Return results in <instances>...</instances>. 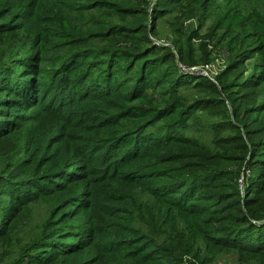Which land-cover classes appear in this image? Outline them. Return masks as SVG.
<instances>
[{
    "label": "rangeland",
    "instance_id": "obj_1",
    "mask_svg": "<svg viewBox=\"0 0 264 264\" xmlns=\"http://www.w3.org/2000/svg\"><path fill=\"white\" fill-rule=\"evenodd\" d=\"M15 1L11 6L5 1L1 2L5 8L0 14V91L5 77L20 75V63L17 69L12 67L18 59L11 61L7 57L10 51L25 44L24 57L23 54L19 56L22 59L29 58L26 56L37 50L43 55L42 60L35 62L44 71H38L37 75L38 80L45 81L46 95L42 104L10 110L16 117L10 115L15 119L13 130L0 136V174L12 171L22 178L33 174L45 175L48 182H43L47 191L36 201L21 208L23 204H19L17 199L13 205L18 203L19 208L15 206L11 212H0V226L9 224L6 234L0 235V264L114 262L107 254L96 249L81 255L54 254L51 257L52 254H47V259H41L43 253L40 249L36 250L53 208L62 204L67 192L72 191L69 187L83 188L93 178L81 169L85 164L94 171H104L103 174L94 175L95 179L106 177L103 184L111 183L107 179L109 176L121 173L123 180L114 181V185H127L112 198L97 202L95 212L103 219L98 222V227H102L101 233L106 236L103 240L109 237L106 234L108 231L125 235L126 228L150 227L154 217L155 220L159 219L158 215L166 218L170 215V224L167 221L170 232L179 231L181 238L187 239L188 233L192 232L183 233V227L192 223L191 218L194 219L195 215L179 214L176 209L169 213L165 209L159 211L153 204L154 197L150 191L142 187L147 183L152 187L154 183L129 180L131 176L128 174L145 158L149 162L152 153L126 162L135 148L143 150L140 138L155 132L160 139L168 135L170 126L176 128L173 135L184 140L173 145L174 151L186 155L168 164L169 168L172 167L170 175L190 176L189 179L196 180L199 187L195 190L194 198H208L206 202L194 199L193 203L205 205L207 210L210 209V215L221 217L227 211H233L232 207L238 199L240 204H247L244 201L246 178L264 167V0H105L108 1L106 4H102L103 0H68L75 8H85L65 12H53L50 0H42L43 21L34 17L32 0ZM142 9H145V13L140 12ZM133 21L144 25L143 37L132 26H127ZM1 22L8 25L2 26ZM58 24L61 27L56 26ZM29 26L37 28L36 36L40 43L19 38L22 31L30 32ZM122 32L131 33V36L123 37ZM79 34L85 37V44L80 49L106 57L117 53L123 56L113 61L116 66L112 69L114 73L93 76L98 80L91 85L67 83L61 73H56L61 63L69 57L65 54L83 45L72 42ZM145 46L153 49L152 55L147 54ZM141 48L145 51V57L154 60L139 59L141 56L133 55L135 50ZM56 56L62 60L51 61ZM126 60L130 61L127 66L129 71L125 70L124 73L128 71L129 74L122 79L126 82L123 90L129 93L130 99H123V104L137 115L138 108L146 109L145 116H138L137 120L132 117L128 122L134 127L139 125L142 134H132L125 140L114 142L113 151L106 157L103 156L106 142H92L95 134L98 135L92 131L93 123L103 122L105 125L101 130L104 132L100 134H120L121 127L114 122L104 121L106 114L96 110L79 114L75 98L62 93L69 94L72 89L81 93L99 86L105 87L110 74H113V78L119 76L117 63L126 66ZM146 61L148 63L143 70L145 77L140 80V66ZM135 70L139 78L134 84ZM133 86L137 88L136 91ZM138 87L143 88L142 92ZM3 95L1 91L0 97ZM52 99L55 104L50 103ZM60 102H63L67 112L59 107ZM112 112H117L115 107H112ZM152 119L155 123L149 124ZM88 145L91 147L88 148ZM98 147H103L95 152L98 158L92 157ZM128 149L130 152L124 158ZM178 169L180 174L176 172ZM78 170L81 172L78 173ZM84 175L85 178L79 179ZM171 178L155 177L154 182L160 184L172 181ZM114 179H117L115 175ZM140 182H143L142 185H139ZM200 187L204 192H200ZM89 188L85 187V191ZM257 190L258 193H251L253 198L259 196L257 203L248 202L256 204L258 210L264 213V195ZM3 199V202L11 200L10 197ZM88 201L89 197L84 193L79 202L83 213L87 212ZM203 215L207 216V213ZM251 221V224L257 225L255 227H264V218ZM74 222L67 220L66 223ZM228 224L232 222L226 221L225 225ZM197 249L201 254V247ZM96 254L99 257L94 260ZM202 255L209 258L203 264H264V252L239 256L237 250H206ZM185 262L201 264V256H186ZM117 263L135 264V261L119 257Z\"/></svg>",
    "mask_w": 264,
    "mask_h": 264
},
{
    "label": "trees",
    "instance_id": "obj_2",
    "mask_svg": "<svg viewBox=\"0 0 264 264\" xmlns=\"http://www.w3.org/2000/svg\"><path fill=\"white\" fill-rule=\"evenodd\" d=\"M3 1L10 6L16 2L15 0H0V14L5 8L3 3L1 5V2ZM23 1L25 0H18L17 3ZM41 1L42 0H32V3L34 17L43 21V19H41V6L43 5L41 4ZM50 2V9L53 12L58 10L65 12L71 9L84 10L85 8V6H78L75 8L68 0H54L53 2L50 0ZM107 2L108 1L103 0L102 4H106ZM83 5H86V3ZM140 12L145 13V9L140 10ZM6 24L8 25V23ZM6 24L1 22L2 26ZM56 26L61 27V24ZM127 26H132L135 32H138V34L143 37L144 25L141 23L137 24L133 21L131 25L127 24ZM29 29L30 32L22 31L19 38L26 39L32 43H34V41L40 43V40H38V37L36 36L38 33L37 28L32 29L29 26ZM121 31L122 30L118 31V34H120ZM121 34L123 37L131 36V33L126 32H122ZM144 37H146V35H144ZM72 42L73 44L78 45L83 43V45L78 46L77 48L79 49L72 48L70 52L65 54L69 57L61 63V67L56 71L57 74H62L67 83L72 82L76 84L79 82L87 85L96 83L98 79L92 78L93 76H101L108 72L114 73L115 71L112 72V69L116 66L114 67L113 61L116 58L123 57L118 53L114 56L106 57L98 55L91 50L80 49L85 44L84 34H79L77 38L72 39ZM24 45L25 44H21L16 49L10 51V54L7 57L11 59V61H16L18 59L17 63L14 65L12 64V67L17 69V64L20 63L22 69L18 71L20 75H10L4 78V85L1 90L4 92V95L0 97V136L6 135V132H10L14 128L15 119L10 117V115L16 117V114L10 112L11 109L42 104L45 99V81L43 83V81H41L42 79L38 80L37 75L38 71H42L43 73L44 71L39 69V65H36L35 62V60H42L43 55L37 50L34 54L26 56L29 58L22 59V57L19 56L25 51ZM145 47L146 48L144 49L148 52L147 54L152 55L153 49L147 46ZM142 49L143 48L138 51L135 50L133 55L141 56L139 59L144 58L148 61L154 60L145 57L143 53L145 51H142ZM144 59L141 61L143 62ZM58 60H62L61 57L56 56L51 59V61L54 62ZM148 61L143 63L142 67L140 66V80H143L145 77L143 70ZM126 62H128L126 66L117 63V67H119L117 69V71H119V76L113 78V74H110L105 87L99 86L90 91H82L81 93L76 89H72L69 94L62 93V95H72L75 98L79 114L82 113V111L91 110L93 112L96 110L95 112L106 114V119H104V121H109V123L114 122L116 123V126L121 127L120 134H100L104 132L101 130L105 125L103 122L93 123L92 131L93 133H98V135L95 134L92 142L93 144L106 142L103 145V156L106 155V157H108L107 154L113 151L112 145L114 142L125 140L132 134H142V128H139V125L134 127L129 125L128 122L132 117H135L137 120L139 117L142 118L145 116L146 109H143L142 107L138 108L139 113L137 115L136 113L133 114L134 111L123 104V99H130L129 93L123 90L126 82L122 79L129 74V67L127 66L130 61L126 60ZM125 70L128 71L124 73ZM121 72H123V75ZM137 75H139L138 71L135 70V77L132 79L134 84L139 78ZM132 88L134 91L137 90L135 86ZM138 90L142 92L143 88L138 87ZM41 94L43 96L40 101ZM50 103L55 104V100L52 99ZM59 107L67 112L63 102H60ZM112 107H115L117 112H112ZM99 110H103V112ZM76 111L77 110H74V112ZM149 122V124L155 123L153 119ZM170 127L171 131H168V135H164L160 139L156 137L155 132H150L149 135L140 138V146H144L143 150L135 148V150L132 151L131 157L126 162H132L134 159H138L141 155L148 152L152 153V158L150 157L151 159L149 162L147 161L148 159L145 158L144 161L138 163L135 166L136 169L128 174L131 176L129 180L134 183L139 180H148L147 182L154 183L152 187H150L149 183L142 185L143 182H140L139 185H142V187L150 191L151 196L154 197L153 204L159 211L165 209L166 212L169 213L173 209H176L179 211V214L193 213L195 218H191L192 223L183 227L185 228L183 233H188V231H190L192 234L188 233L187 239H185L182 234V239L179 231L176 233H174V231L170 232L171 227H168V224H170V221H168L170 215L167 218L158 215L159 219L155 220L154 217L152 223L159 227H154L152 224L150 227L126 228L124 229L127 233L125 235H122L121 232L118 231H108L106 234H108L109 237L103 240L105 235L101 233L102 227H98V222L103 219L95 212L98 207L97 202L102 199L112 198L111 196L118 191L126 189L125 187H127V185H114V181L123 178L121 173L114 174L117 179H114V175L109 176L107 179L110 180L111 183L107 182L106 184H103L106 177L95 179L96 176L94 175L98 173L103 174L104 171H94L93 168L85 164L81 169H83L86 174H91L93 176L89 181L88 186L90 188L85 191V187H88L87 185L83 188H80V186H70L69 190L72 191L67 192L66 198L62 204L55 205L52 215L43 227V239L38 246L39 248L37 247L36 249H40V252L43 253L42 257H40L41 259H47L49 257L47 254H52L51 257L54 256V254H58L59 256L69 254L81 255L83 252L91 253L96 249L97 252L102 251L104 254H107L108 257L114 261L111 264H119L117 263L119 257L134 260L135 264H186V256L194 258L201 256V264H203L209 259L205 255H202L206 250H225L226 252L237 250L239 256L243 254L255 255L256 253L264 252V227H255L257 225L251 224L252 219L262 220L264 218V213L261 210H258L256 204H249L250 202H248L251 201L257 203L259 196H254V198L251 197L253 196L251 193H258L257 188L259 189V193H263L262 195H264V167L260 172H253L250 177L246 178V198L244 201H247V204H240L239 199L237 198L238 200L236 204L232 207L233 211H227V213L223 215L224 217L215 214L210 215V209L207 210L205 205L193 203L194 199H198L201 202H206V200H208V198H194L196 195L195 190H197V188L199 189L195 183L196 180L193 181L194 179H189L190 176L183 175L177 177V175H170L172 167L169 168L168 164L175 161L177 158L183 159L186 156L185 154L184 156L183 153H177L174 151L173 145L175 143H182L184 140L177 139V137L173 135L176 128H173V126ZM43 140H45V138ZM90 147L91 146L88 145V148ZM103 147L95 149L92 153V157L98 158L95 152L100 151ZM129 152L130 149L126 150L123 157L125 158ZM253 156H256V153H253ZM77 172L80 173L81 171L78 170ZM176 172L177 174H180L179 169ZM107 174L108 172L105 176H107ZM160 176H169V178L174 177L175 180L171 178L172 181L160 184L155 183L154 178ZM85 177L86 175L80 176L79 179ZM72 179H74V177ZM44 181L48 182L45 175L39 176L38 174H33L32 176L22 178L13 174L12 171H5V173L0 174V212L6 210L11 212V208H14L15 206L16 208H19V204H23L21 206V208H23L26 204L36 201L41 194L45 193L46 189L43 185ZM101 187L103 188L99 191ZM200 188V192H204L203 188ZM84 193L89 197V201L86 204V213H83V209H80L79 207L81 196ZM4 197L5 200L8 199V197H10L11 200L3 202ZM17 199L19 204L16 203V205H13L14 200ZM243 205L244 209L242 207ZM154 206L152 205L153 209H155ZM203 213H207V216H204ZM67 220L75 222L69 223L68 225L66 223ZM229 220L232 224L225 225V222ZM8 229L9 224L3 223V225L0 226V235H5ZM197 247H201V254ZM98 257L99 255L96 254L94 260H97ZM189 262L191 263V261Z\"/></svg>",
    "mask_w": 264,
    "mask_h": 264
}]
</instances>
